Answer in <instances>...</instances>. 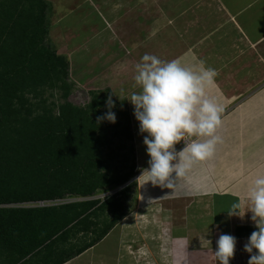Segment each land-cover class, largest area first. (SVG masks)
Segmentation results:
<instances>
[{
	"label": "trees",
	"instance_id": "obj_1",
	"mask_svg": "<svg viewBox=\"0 0 264 264\" xmlns=\"http://www.w3.org/2000/svg\"><path fill=\"white\" fill-rule=\"evenodd\" d=\"M46 2L0 0V264H63L79 255L124 215L131 184L103 201L19 204L85 198L136 173L126 99L116 102L110 88L88 90L84 104L68 99L69 60L47 42ZM109 111L115 123L98 119Z\"/></svg>",
	"mask_w": 264,
	"mask_h": 264
},
{
	"label": "crops",
	"instance_id": "obj_2",
	"mask_svg": "<svg viewBox=\"0 0 264 264\" xmlns=\"http://www.w3.org/2000/svg\"><path fill=\"white\" fill-rule=\"evenodd\" d=\"M244 2H234V6L241 8L237 11H242L238 17L246 23V26L242 23L243 34L238 35L240 32L236 31V40H228L224 33H218L217 39H223L221 42L217 41L216 46L204 45L206 36L200 32V41L198 37L186 38L185 45L189 48L185 51L173 48L169 58V61L178 59L185 66L195 67L203 61L206 67L218 72L215 84L208 91L224 109L222 126L217 130L222 142L217 145L215 155L194 165L172 189L153 186L150 182L142 186L141 178L137 189L128 196L134 198L135 215L128 212L125 205L124 215L105 237L63 264H217L213 250L221 234L237 238L235 256L230 264H248L250 254L244 251V244L256 230L250 220L251 213L242 220L229 217L227 212L245 197L255 174L264 172V100L244 98L248 87L249 91L257 87L258 56L264 52V17L260 14L257 20H252L242 10ZM68 3L69 0H65L62 11L68 9L67 14H74L73 7H67ZM261 5L264 8V2ZM78 27L81 32L84 25ZM72 30L77 33L75 28ZM104 43L96 41V45L88 46L92 52L82 50L90 57L96 56L93 50L106 48ZM179 43L174 40L171 46L178 47ZM75 57L69 58V63L75 61ZM227 62L237 63L234 73L227 69ZM108 64V68L99 66L104 72L112 65L113 69L122 68L118 62ZM90 66H94L92 62ZM260 72L263 76L264 62ZM252 81L254 87L251 89ZM254 94L256 91L251 93ZM131 120L132 126L136 124L137 128V132H133L135 171L140 176L141 168L148 167L149 157L143 135L139 133V124L132 115ZM183 146L182 141L176 148L180 150ZM237 228L242 231L239 235L236 234ZM110 238L114 240L113 248L103 247L102 244Z\"/></svg>",
	"mask_w": 264,
	"mask_h": 264
},
{
	"label": "rangeland",
	"instance_id": "obj_3",
	"mask_svg": "<svg viewBox=\"0 0 264 264\" xmlns=\"http://www.w3.org/2000/svg\"><path fill=\"white\" fill-rule=\"evenodd\" d=\"M45 1L48 4L49 22L47 42L58 54L66 56L67 59L76 56L75 61L69 63V80L74 83V89L68 99L75 104H84L89 99L88 90L110 88L116 102L122 98L126 99L134 119H136L132 111L134 105L129 99L133 95L132 91L140 90L139 86H134L135 66L145 54L169 61L173 48L176 51L187 50L189 47L185 45L184 40L198 37L200 41V32L206 36L204 45L216 46L217 41L221 42L223 39H217L218 33H224L228 40H236V31L240 32L238 35L244 32L242 26L244 20L238 17L242 11H237L241 8L234 6L235 3L247 1L248 3L244 2L242 10H245L254 21L260 14L264 17V8L261 5L264 0H69L70 5L67 7H73L74 14H67L68 9L62 11L61 6L65 0ZM88 17H91L92 21ZM80 24L84 25L81 32L78 27ZM243 24L246 26V23ZM73 28L77 33L72 30ZM172 40L180 42L178 47L171 46ZM96 41H105L103 46L107 47L93 50L96 56L90 57L87 52L92 50L88 46L96 45ZM112 54L114 56L110 60ZM260 55L257 87L252 91H249V87L248 90L243 88L247 93L244 98L264 100V75L261 76L260 72L263 69L264 52ZM90 62L96 67L90 66ZM109 62H118L122 68L113 69L112 65L109 67L110 70L104 72L100 66L108 68ZM236 65L237 63L227 62V69L234 73L233 68ZM260 77L262 79H259ZM252 83L251 89L254 87V81ZM254 90L258 95H251L255 93ZM135 125L131 127L132 132H137ZM138 177L139 174L136 172L131 178L129 195L137 189L140 181L137 180ZM100 197L104 199L107 195ZM72 199L74 198L67 197L57 200L55 204ZM125 205L128 212L135 215L134 198H126ZM113 242L114 240L110 238L102 245L110 249L114 246Z\"/></svg>",
	"mask_w": 264,
	"mask_h": 264
},
{
	"label": "clouds",
	"instance_id": "obj_4",
	"mask_svg": "<svg viewBox=\"0 0 264 264\" xmlns=\"http://www.w3.org/2000/svg\"><path fill=\"white\" fill-rule=\"evenodd\" d=\"M217 76L218 72L206 67L203 61L199 67L185 66L178 59L163 61L155 55L145 54L136 64L134 86H139L140 91L133 93L129 101L134 105V116L139 122V133L143 135L149 157L148 167L141 168L137 178H142V186L150 182L153 186L172 189L175 182L185 178L194 165L215 155L217 145L222 142L217 130L222 126L224 109L215 97L209 96L208 91ZM107 104L110 109L114 107L111 97ZM105 118L116 122L115 112L109 111L98 119ZM182 141L183 148L177 150L176 145ZM130 180L85 198L67 197H73L71 201H103L129 185ZM102 194L107 198L101 199ZM31 204L29 207L36 206L34 202ZM227 212L229 217L236 216L242 220L251 213L250 220L256 230L248 237L244 251L250 254L248 264H264V172L255 174L245 197ZM236 246L235 236L221 234L213 250L217 264H230Z\"/></svg>",
	"mask_w": 264,
	"mask_h": 264
},
{
	"label": "built area",
	"instance_id": "obj_5",
	"mask_svg": "<svg viewBox=\"0 0 264 264\" xmlns=\"http://www.w3.org/2000/svg\"><path fill=\"white\" fill-rule=\"evenodd\" d=\"M105 194H102L101 196H103ZM57 200H47V201H37V202H34L33 205H36V206H44V205H52V204H55ZM20 206H29V205H32L31 203H21L19 204Z\"/></svg>",
	"mask_w": 264,
	"mask_h": 264
}]
</instances>
